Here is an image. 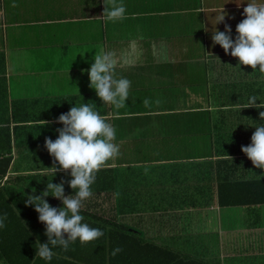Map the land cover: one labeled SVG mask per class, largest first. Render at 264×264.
Segmentation results:
<instances>
[{"label":"crops","instance_id":"1","mask_svg":"<svg viewBox=\"0 0 264 264\" xmlns=\"http://www.w3.org/2000/svg\"><path fill=\"white\" fill-rule=\"evenodd\" d=\"M115 2L125 17L106 22L112 0H0V149H10L0 159L11 158L0 175V264H264V169L241 151L264 125V108H246L252 96L264 104V74L237 67L211 38L227 24L235 39L250 0ZM101 48L129 61L115 70L131 81L120 109L89 87ZM84 103L108 117L120 149L80 212L104 235L45 260V225L25 201L62 180L74 195L70 170L45 169L44 145L63 128L58 117Z\"/></svg>","mask_w":264,"mask_h":264},{"label":"clouds","instance_id":"2","mask_svg":"<svg viewBox=\"0 0 264 264\" xmlns=\"http://www.w3.org/2000/svg\"><path fill=\"white\" fill-rule=\"evenodd\" d=\"M125 12L123 4L112 0V6H105L100 18L114 22L123 19ZM225 15L222 14L219 23L225 20ZM243 16L245 18L236 26L235 39L231 36V27L225 24L223 32L215 29L211 37L213 44L219 45L226 55L238 59L237 67L248 66L256 71L259 66V72L264 74V3L250 0L243 9ZM132 46L134 49L135 42H132ZM93 59L94 63L87 70L89 87L95 90L103 104L112 105L116 109L124 107L131 81L124 77L118 78L115 70L118 64L128 63V59L117 57L114 52L103 48L95 53ZM256 101L257 97H250L246 108H264V104H257ZM259 117L264 121V111L259 112ZM39 122L43 125L48 123ZM56 123L62 124L63 128L57 129L58 138L55 141L45 139L44 146L53 158V166L45 169L53 176L58 171L68 173L70 170L71 179L67 183L74 195H65V181L62 180L59 184L48 182L41 195L34 192L25 201V206H34L39 222L45 225L47 242L41 244L38 241L36 244V256L45 260L52 258V249L55 247L67 251L70 244L77 240L81 245H86L104 235L101 229L83 223L84 217L80 212L85 201L93 195L91 186L96 180V173L104 167H110L109 161L114 160L120 151L119 145L115 143L116 129L108 122V117L102 116L89 103L71 107L69 112L58 117ZM254 128L251 144L242 146L241 151L255 168L264 169V125ZM228 158L232 160L230 156ZM48 196L60 200L62 207H52L45 199ZM6 219L7 214L0 216V228L5 227ZM121 251L117 247L111 255L114 257Z\"/></svg>","mask_w":264,"mask_h":264},{"label":"trees","instance_id":"3","mask_svg":"<svg viewBox=\"0 0 264 264\" xmlns=\"http://www.w3.org/2000/svg\"><path fill=\"white\" fill-rule=\"evenodd\" d=\"M1 152L9 153L10 149H0V154H1ZM10 162H11V158L10 157H2V159H0V163L2 165V170H0V175L1 174L4 175L7 172ZM119 212L121 213L120 210H119ZM109 224L112 225L111 222H109ZM116 227H122V226H119V225L116 224ZM121 230H123V229H121Z\"/></svg>","mask_w":264,"mask_h":264},{"label":"rangeland","instance_id":"4","mask_svg":"<svg viewBox=\"0 0 264 264\" xmlns=\"http://www.w3.org/2000/svg\"><path fill=\"white\" fill-rule=\"evenodd\" d=\"M204 76L202 72L197 73V81L195 83L196 87H201L203 85Z\"/></svg>","mask_w":264,"mask_h":264}]
</instances>
